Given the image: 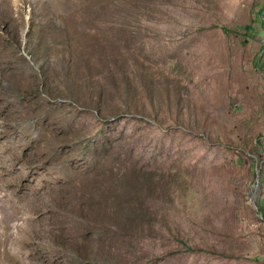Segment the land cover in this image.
<instances>
[{
	"label": "rangeland",
	"instance_id": "1",
	"mask_svg": "<svg viewBox=\"0 0 264 264\" xmlns=\"http://www.w3.org/2000/svg\"><path fill=\"white\" fill-rule=\"evenodd\" d=\"M261 209L264 0H0V264H264Z\"/></svg>",
	"mask_w": 264,
	"mask_h": 264
},
{
	"label": "trees",
	"instance_id": "2",
	"mask_svg": "<svg viewBox=\"0 0 264 264\" xmlns=\"http://www.w3.org/2000/svg\"><path fill=\"white\" fill-rule=\"evenodd\" d=\"M261 211H262L263 216H264V211H263V209H261ZM181 242H182V243L186 246V248H188V249L196 248L195 246H193V245L187 243V241H185V240H181ZM197 248H199V247H197ZM223 254L230 255V253H226V252H224Z\"/></svg>",
	"mask_w": 264,
	"mask_h": 264
}]
</instances>
